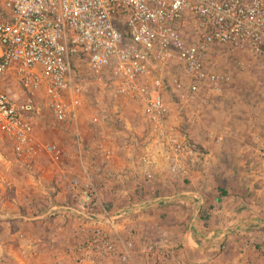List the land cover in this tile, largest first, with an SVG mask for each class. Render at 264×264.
I'll list each match as a JSON object with an SVG mask.
<instances>
[{"label": "built area", "instance_id": "built-area-1", "mask_svg": "<svg viewBox=\"0 0 264 264\" xmlns=\"http://www.w3.org/2000/svg\"><path fill=\"white\" fill-rule=\"evenodd\" d=\"M215 46L247 54L252 61L264 58V0H0V134L16 157L42 151L57 164L59 147L41 145L34 137L29 119L36 110L34 98L43 96L52 119L62 123L77 116L90 90L109 87L114 97L136 102L150 128L151 147L138 155L143 179L155 181L159 151L169 178L184 181L188 165L205 164L207 154L178 131L174 110H183L187 123L196 124L202 109L224 93L226 76L204 64ZM171 65L178 76L167 73ZM81 66L84 77H76ZM236 66L245 68L241 61ZM10 74L20 85L22 102L3 90ZM206 137L215 143L224 139L212 130ZM252 140L264 166V137ZM113 142L111 135L98 133L94 146L104 160L113 158ZM0 182L10 188L9 182ZM68 189L77 204L66 215L74 244L38 264H128L133 255L144 264L175 261V249L139 236L133 226L122 235L118 221L128 210L102 209L95 217V184L72 178ZM16 239L23 241V234ZM26 246L21 254L30 252Z\"/></svg>", "mask_w": 264, "mask_h": 264}, {"label": "crops", "instance_id": "crops-1", "mask_svg": "<svg viewBox=\"0 0 264 264\" xmlns=\"http://www.w3.org/2000/svg\"><path fill=\"white\" fill-rule=\"evenodd\" d=\"M240 54L249 57L247 54ZM247 66L245 65V69L248 68ZM239 78L241 79V77ZM207 95L212 98L210 94L207 93ZM223 95L224 93L220 97L210 100V104L202 109L198 125L203 123L207 114L214 113V105ZM82 111L81 109L79 113ZM237 112L240 111L233 110V113ZM241 112H245V110L243 109ZM174 114H177V119L180 116L185 117L183 110H179V112L174 110ZM236 118L238 119V117ZM245 124L234 121L228 125L229 135L234 140H229L226 147L230 146V155L234 158L236 167L233 166L232 170L229 169L223 175L217 173L218 171L213 172V174L215 173L213 185H208L211 176L207 173V166L211 155L216 158L214 149L209 154L203 147L204 151L194 145L196 149L201 150L200 152L207 154V162L205 164L199 163V160L191 162L188 165L187 179L178 182L169 178L166 159L162 153L155 154L153 168L155 181H147V184L143 181L142 167L138 158V166L129 165L128 158L121 160L123 162L116 159L117 166L110 169L104 167V170L97 176V179L102 181L98 191H104L101 193L97 191V195L100 194V197L97 196V205L103 204V207L94 209L93 214L96 217L102 209L110 213L128 210L127 216L118 221V229L122 235H125V231L133 226L139 236H145L156 244L175 249L176 259L170 264H264V166L260 159L262 169L254 168L251 164L254 154L258 157L252 138L255 135L264 137V132L261 130L259 132L258 129L248 144L240 138L245 130L250 128L248 123ZM175 125L180 132V122L177 124L176 121ZM212 131L223 135L221 132ZM99 132L101 135L113 137L117 147L115 153L122 148L121 144L115 141L116 133H113L111 129L100 128ZM181 134L185 137L183 133ZM97 137L98 135L94 134L93 140L96 141ZM222 142L217 144L223 145L225 148L224 142ZM131 143H127V147H131ZM147 146L151 147V142H148ZM113 160L111 158L105 161L110 165ZM66 173L65 176L62 170L54 171L51 174L52 177L50 176L49 183L55 179V186L51 183L47 189L46 187H41L38 190L35 188V201L24 202L21 208L25 209L18 210L16 204H12V198H8L5 203L0 204V264L47 262L53 260L56 254L61 255L66 248L70 247V240H74L71 224L66 215L70 210L75 212L77 204L73 202L69 189L62 188L63 183L60 182V178L63 179L65 176L67 181L72 178L90 181L91 178L84 172L80 174ZM26 176L29 177V175ZM35 182L37 185L39 184V181ZM171 182L177 184L173 185ZM108 185L116 186L110 195L107 194L109 196L107 202L110 203V207L106 205V199L103 197L104 188ZM34 192L29 189L26 194L30 195L31 193L33 196ZM135 195L138 197L136 198ZM128 196H132L131 202L124 200ZM111 205L115 208H111ZM29 206L31 211L21 212L30 208ZM54 207L57 210L50 216H39ZM166 223L182 224L185 229L184 236L179 237L174 234L176 239L173 240V238L171 239L173 233H170L173 230L166 231L160 227L155 228ZM147 232L153 235H147ZM19 233L23 234V241L16 239V235ZM155 233L159 236L158 238L154 237ZM162 234L167 235L168 241L160 236ZM176 244L185 247V249L177 250ZM25 246L30 249L26 255L20 252L21 248Z\"/></svg>", "mask_w": 264, "mask_h": 264}, {"label": "rangeland", "instance_id": "rangeland-1", "mask_svg": "<svg viewBox=\"0 0 264 264\" xmlns=\"http://www.w3.org/2000/svg\"><path fill=\"white\" fill-rule=\"evenodd\" d=\"M240 61L248 65V68L239 69L236 63ZM204 64L210 72L217 71L227 77V82L224 85V95L214 105V113L207 114L202 124L190 125L184 119L186 117L183 118V116L178 117L176 120L177 124L180 122V132L198 149L200 148L204 151V148L209 154L214 149L216 158L211 155L213 159L210 157L211 163L209 161L207 166V173L211 176L208 182L210 186L211 184L213 185L212 182L215 180L213 177L215 173L213 174V172L218 171L217 173L223 175L229 169L232 170L233 166L236 167L234 165L235 160L230 155V146L226 147V143L233 139L229 135L228 125L234 121H240L242 124L248 123L250 128L246 129L244 134L240 136L248 144L250 138L258 132V129L259 132H264V58L254 62L250 57H245L225 46H217L213 47L205 56ZM83 71L84 67L81 66L78 71H75L76 77H78L79 73L84 77ZM168 73L169 75L178 76V68L175 65H171ZM3 90L13 101L17 103L24 101L20 85L12 74L8 75L4 80ZM165 98L170 102L173 101L171 95L167 92L165 93ZM34 106L36 110L29 115V119L33 125L35 139L41 145L56 144L61 150L62 157L57 164H53L48 155L42 151H38L36 155L30 158H18L13 153L11 145L0 134V179L10 183V188H4L0 185V204L5 203L6 199L12 198V204H16L18 210L25 209L21 207L27 200L35 201V188L36 190L41 187H46L47 189L51 183L55 186V179L51 183L49 182L51 181V174L54 171H58V169L62 170L65 176L66 172H76L77 174L84 172L91 178L90 182L99 189L102 181L97 179V176L104 170V167L113 168V166H117L116 159L121 161L127 158L130 162H127L129 165L138 166V155L146 148L152 138L150 128L142 117L141 107L129 99L114 97L112 89L109 87L90 90L82 108L83 111L74 119L72 118L62 123H56L52 119L51 112L46 106V99L43 96L39 95L34 98ZM243 109L245 112H241ZM233 110L240 112L233 113ZM100 128H109L113 133H116L115 141L119 142L122 147L116 151L113 163L111 162L110 165L95 150L94 142L96 141L93 140V137L94 134L98 135ZM208 130H215L223 134L225 148L223 145H218L207 139L206 132ZM129 142H132L131 147H127ZM160 153L159 151L157 152V154ZM253 158L252 167L262 169L259 158L255 154ZM124 167L126 168V166ZM26 175H29V177ZM65 176L63 179L60 178L64 190L68 188V181ZM35 181H39V184L37 185ZM143 181L147 184L145 179ZM139 182L141 183L140 180ZM171 183L173 185L177 184ZM115 187L114 185H108L104 188L103 197H105V203L109 207L110 203L107 202L109 201V196L107 194L109 193L108 195H110ZM29 189L33 190V192L35 191L33 196L31 193L30 195L26 194ZM99 195L97 196L100 197ZM154 195L156 196L157 194L155 193ZM135 197L137 198L138 196L135 195ZM130 199H132V196H128L124 200L131 202ZM100 206L103 207V204L98 205L97 208L100 209ZM112 207L115 208V206L111 205ZM26 211H31V207L21 212ZM37 212L39 214V211ZM158 227L166 231L168 229L173 230V232H170L173 233L171 237L173 240L176 239L174 234L179 237L185 234L182 224L166 223L155 228ZM195 230L200 232L198 229ZM156 232L158 231L156 230ZM146 234L153 235L148 232ZM160 236L165 241L167 240L166 234ZM154 237L158 238L159 236L156 234ZM159 239L164 241L161 238ZM69 243L71 247L74 241L70 240ZM171 245L173 244L171 243ZM175 246L177 250L185 249V247L178 244ZM128 264L144 263L138 256L133 255Z\"/></svg>", "mask_w": 264, "mask_h": 264}]
</instances>
